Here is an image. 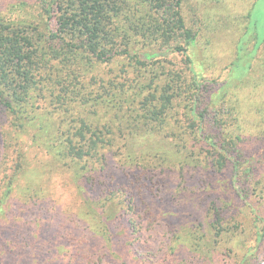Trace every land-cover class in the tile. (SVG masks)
I'll return each instance as SVG.
<instances>
[{"label": "trees", "instance_id": "obj_1", "mask_svg": "<svg viewBox=\"0 0 264 264\" xmlns=\"http://www.w3.org/2000/svg\"><path fill=\"white\" fill-rule=\"evenodd\" d=\"M10 1L0 11V131L6 130L0 140V264H21L29 253L28 263H75L43 223L35 222L38 230L28 236L15 218L1 219L14 201L43 196L36 186L41 166H30L29 148L48 157L45 173L68 175L83 202L97 209L88 214L99 219L102 238L114 219H124L128 229L135 225L127 218L133 197L125 203L113 191L102 200L90 195L89 175L105 171L107 158L123 157L121 164L131 167L151 157L149 171L192 172L195 189L198 172L219 180L228 175L225 195L206 204L207 229L178 224L173 244H191L192 252L206 248L213 263L227 255L232 264H254L264 242V210L255 203L264 202V100L247 104L231 86L195 70L188 50L200 30L187 24V0ZM253 51L264 58V35H255ZM157 52L181 56L184 65L152 59ZM167 192L160 212L168 223L191 218L175 213L171 201L178 192L170 183ZM234 206L238 217L227 218Z\"/></svg>", "mask_w": 264, "mask_h": 264}, {"label": "rangeland", "instance_id": "obj_2", "mask_svg": "<svg viewBox=\"0 0 264 264\" xmlns=\"http://www.w3.org/2000/svg\"><path fill=\"white\" fill-rule=\"evenodd\" d=\"M12 2L0 0V11L5 10ZM184 16L190 27L200 30L195 45L188 50L195 70L209 81L231 86L229 89L235 97L247 104H257L264 100V58L258 57L261 51L258 54L253 51L255 35L258 39L264 35V0H187ZM239 46L242 47L240 52ZM152 59L168 61L176 68L184 65L181 56L169 53L157 52ZM234 62L236 65H233ZM164 64L167 65L166 62ZM257 84L259 86L256 88ZM256 89L257 93L252 94ZM233 97L231 100L234 101ZM182 111L180 108L177 116L181 120L184 118ZM5 131H0V140ZM28 151L30 166L38 163L41 166V185L36 186L43 188V196L27 202L14 201L7 216L1 219L15 218L28 236L38 230L36 223H43L46 229L54 233L56 242L66 246L67 252L75 255V263L57 264H232L227 255H220L219 260L224 259V262L217 263L219 261L215 259L213 263V260H207L206 248L203 252H192L191 244H185L184 247L179 246L180 243L173 244L175 231H180L182 227L180 224L187 223V226H191L202 223L203 228L199 230L204 232L207 229L205 221L209 220L206 204L214 196L221 199L225 195L228 175L225 174L219 180V177L205 178L204 173L198 172L197 178L201 185L195 189L193 179L190 178L192 172L179 174V171H149L147 168L153 161L151 157L148 160L139 157V163H134L131 167L121 164L123 157L118 160L107 158L108 167L105 171L91 172L89 175V188L92 191L90 195L102 200L107 192L113 191L122 200H127L125 203L133 197L135 204L132 202L133 207L127 218L132 219L135 225L131 223L128 229L124 225V219L120 218L122 223L114 219L108 228L109 236L102 238L97 235L99 219L88 214V209H97L90 208L83 202L69 176L59 171L45 173L42 163L48 157L33 148ZM144 151L148 152L149 149ZM169 183L178 192V196L171 201L175 213L186 212L192 216L183 219L179 216L180 222L175 217V225L169 224L160 212L162 202L168 199ZM255 203L264 210L263 201L255 199ZM234 207L236 211L228 214L227 218L238 217L234 215L239 213V208ZM249 245L255 243L250 242ZM29 254L21 264H37L28 263L32 261ZM168 256L178 259L180 263H166ZM254 260V264H264V242L257 246Z\"/></svg>", "mask_w": 264, "mask_h": 264}]
</instances>
